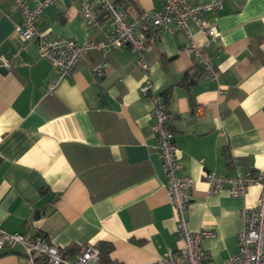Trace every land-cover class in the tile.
<instances>
[{"label":"crops","instance_id":"crops-1","mask_svg":"<svg viewBox=\"0 0 264 264\" xmlns=\"http://www.w3.org/2000/svg\"><path fill=\"white\" fill-rule=\"evenodd\" d=\"M112 1L130 20L162 7L161 0ZM81 2L55 0L46 7L38 20L45 37L105 40L110 21L100 28L86 25ZM203 19L216 28L215 38L192 20L187 27L197 44L209 42L204 53L216 78L183 50V30L164 33L138 22L146 35L141 53L128 45L89 50L48 93L54 68L38 56L34 39L23 41L15 32L19 8L0 0V56L12 65L0 68L3 229L41 235L71 259L85 244L111 246L104 263L88 264H155L181 246L152 131V105L140 91L148 79L153 92L166 95L179 175L193 180L187 229L213 230L201 241L204 263L226 264L238 251L240 212L255 206L260 188L251 186L244 196L208 195L206 173H264V0H222V9ZM140 57L146 70L137 63ZM99 62L104 75L97 78L92 68ZM185 72L195 75L192 82L183 81ZM0 264L29 263L15 247L0 250Z\"/></svg>","mask_w":264,"mask_h":264},{"label":"built area","instance_id":"built-area-1","mask_svg":"<svg viewBox=\"0 0 264 264\" xmlns=\"http://www.w3.org/2000/svg\"><path fill=\"white\" fill-rule=\"evenodd\" d=\"M10 1L22 14V21L16 24L15 32L23 41L34 39L38 56L48 59L55 70L54 79L47 85L48 93H52L62 80L72 74L77 62L89 50H109L128 45L141 53L146 48V35L138 29V22L151 24L164 33H173L176 29L183 30L188 36L183 50L208 76L211 78L217 76L204 53L209 42L206 40L203 45L197 44L187 27V22L194 21L208 38H215L218 35L216 28L205 21L203 15L206 12L221 10L222 0L198 2L161 0V9L143 11L137 20L128 19L126 12L119 9L112 0H82L81 14L86 25L100 28L106 20H109L111 25L105 30V40L81 41L66 37L50 39L45 37L38 20L43 10L55 0H37L34 4L26 0ZM137 63L144 70L148 68L142 57ZM0 68L5 71L12 68L4 56H0ZM92 73L97 78L102 77L104 64L101 62L96 64L92 68ZM140 91L152 105V116L155 119L152 131L165 176L164 187L175 211L176 234L182 242L177 250L169 249L155 264H205L206 256L201 241L203 238L213 237L214 232L210 229H199L194 232L187 229L185 214L191 200L190 189L193 180L188 176L179 175L182 164L178 159V148L170 125L171 116L165 108L164 95L153 92L148 79L141 85ZM196 112L200 113L201 107H198ZM206 182L208 195L226 191L230 196H244L249 187L259 186L255 206L245 207L240 212L242 229L237 236L238 251L228 257L226 264H264V173L249 170L228 176L207 172ZM15 247L22 249L29 264H88L97 263L100 259L99 249L91 244L83 245L77 256L71 259L43 236H28L21 232L6 231L0 221V250Z\"/></svg>","mask_w":264,"mask_h":264},{"label":"trees","instance_id":"trees-1","mask_svg":"<svg viewBox=\"0 0 264 264\" xmlns=\"http://www.w3.org/2000/svg\"><path fill=\"white\" fill-rule=\"evenodd\" d=\"M194 76H195L194 74L190 75L188 72H185L184 77H183V81H191L192 82L194 80ZM165 97H166V95H165ZM164 102H166V100H164ZM98 249L100 251V259H102V261L104 263L105 262V257H107V254L111 250V246L109 244H106V243H101L98 246Z\"/></svg>","mask_w":264,"mask_h":264}]
</instances>
